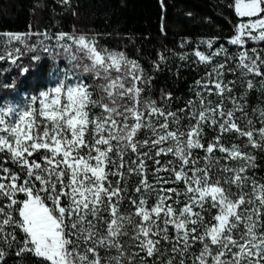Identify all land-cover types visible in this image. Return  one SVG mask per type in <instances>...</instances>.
Segmentation results:
<instances>
[{"label":"snow or ice","instance_id":"6c2138e0","mask_svg":"<svg viewBox=\"0 0 264 264\" xmlns=\"http://www.w3.org/2000/svg\"><path fill=\"white\" fill-rule=\"evenodd\" d=\"M234 10L239 51L202 41L206 71L175 110L143 98L151 78L137 61L85 35L61 32L53 47L47 33L0 34V62L21 76L38 48L67 60L22 101L15 81L0 84L14 92L0 96V264L14 247L38 264H264V177L253 171L264 106L246 111L250 93L264 96V48L249 45L264 43V0Z\"/></svg>","mask_w":264,"mask_h":264},{"label":"trees","instance_id":"16d2710c","mask_svg":"<svg viewBox=\"0 0 264 264\" xmlns=\"http://www.w3.org/2000/svg\"><path fill=\"white\" fill-rule=\"evenodd\" d=\"M233 4L234 0H69L67 4L63 0H0V34L93 35L98 48L123 53L139 63L145 80L151 78L150 83L141 85L145 89L144 99L155 100L166 109L175 110L183 107L193 95L195 81L202 74L192 57L189 62L180 61L176 54L183 50L186 40L189 41L185 46L188 50L193 49L192 42L197 39L225 44L241 22ZM249 45L264 48V43L249 41ZM31 55L24 56V65L30 64ZM49 73L50 65L41 59L32 63L24 76L19 68L6 71L0 84L15 81L20 92L31 91L36 95L40 87L46 85ZM168 92L172 100L164 103L162 97ZM13 95V89L0 87V96ZM260 106H264V96L253 91L248 97L246 111L251 115L252 108ZM240 123L243 126L244 122ZM214 134L207 133L208 137ZM225 141L228 143L227 137ZM255 154L258 167L253 171L256 177L262 178L264 154ZM135 183L133 178L129 187ZM15 252L16 247L10 250L6 264H38L33 255L25 253L18 257Z\"/></svg>","mask_w":264,"mask_h":264},{"label":"rangeland","instance_id":"374dc122","mask_svg":"<svg viewBox=\"0 0 264 264\" xmlns=\"http://www.w3.org/2000/svg\"><path fill=\"white\" fill-rule=\"evenodd\" d=\"M233 7H234V4H233ZM49 36H53V39L52 40H44V43L46 44V45H50V46H53V47H55V45H56V40H55V35L56 34H51V33H47ZM57 34H59V33H57ZM77 36H79V35H77ZM86 37H88L89 39H92V40H94L95 42H96V37L95 36H93V35H85ZM35 38H36V42H35ZM43 39V37L42 36H39V35H37V36H31V38L29 39V41H28V43H30V44H38L39 43V41L40 40H42ZM207 40H210V39H197V40H195V41H193L192 42V44H194V47H193V49L192 50H188V47L186 48L185 46H188V43H189V41L188 40H186L185 42H184V45L185 46H183L182 48H183V50L180 52V53H178V54H176V57L180 60V61H186V62H189V61H191V57L194 59V63L198 66V67H200L201 68V71H202V74H201V77L204 75V73H205V71H206V68H205V66L203 65V64H200V63H197V60H198V58L194 55V53H195V51L196 50H199V51H201V52H204L205 54H208L210 51H212L211 49H208V47H207V44L206 43H201L202 41H207ZM252 42V41H251ZM70 43V42H69ZM253 43H255V42H253ZM185 47V48H184ZM219 47H226V48H228L229 49V52L230 53H235V52H237V51H239V49L236 47V46H233V45H231V44H229L228 43V40L226 41V43L225 44H219V43H217L216 41H215V43H214V45H213V48L215 49V48H219ZM58 51H59V49H57ZM107 51H109V50H107ZM109 52H115V51H109ZM32 55H33V53H31ZM35 54H39L41 57H42V59H45L46 60V62L50 65V73H49V76H48V81H47V83H46V85L44 86V87H40V89L37 91V93L36 94H38L39 93V91H41V90H46L48 87H50V86H52V84L54 83V81H53V79H52V76H51V74H52V72H53V70L57 67V65L61 68V69H63V68H65L66 66H67V60H65L63 57H57V59L56 60H53L52 59V57L51 56H49L47 53H44L43 51H41L39 48H38V50H37V53H35ZM181 56H184L185 57V59H181ZM222 56L221 57H216L215 59L216 60H222ZM23 59H24V57H22L21 58V61H19L18 63H22L23 64ZM16 69L17 67H15V66H13V65H11L9 62H0V78L3 76V74L6 72V71H12L13 69ZM14 77V75H12V78ZM200 77V78H201ZM228 79H235L236 77L234 76V75H232V74H229L228 75V77H227ZM0 80H2V78L0 79ZM89 82H91V81H89ZM5 83H9V82H5ZM195 87V84H194V86H193V88ZM27 94L28 96H31V95H35V94H33L31 91H21V96L19 97V99L22 101L23 100V94ZM214 100L215 99H217V98H213ZM225 143H226V141H224ZM202 155V154H201ZM257 179H261V177H256ZM233 191H235V189H233Z\"/></svg>","mask_w":264,"mask_h":264}]
</instances>
